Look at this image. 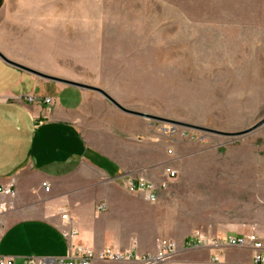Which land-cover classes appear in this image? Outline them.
<instances>
[{
  "label": "rangeland",
  "instance_id": "374dc122",
  "mask_svg": "<svg viewBox=\"0 0 264 264\" xmlns=\"http://www.w3.org/2000/svg\"><path fill=\"white\" fill-rule=\"evenodd\" d=\"M0 46L128 110L225 133L264 120V0H6ZM146 121L149 175L169 182L183 230L223 218L264 241V125L228 138Z\"/></svg>",
  "mask_w": 264,
  "mask_h": 264
},
{
  "label": "crops",
  "instance_id": "0c3cea01",
  "mask_svg": "<svg viewBox=\"0 0 264 264\" xmlns=\"http://www.w3.org/2000/svg\"><path fill=\"white\" fill-rule=\"evenodd\" d=\"M5 5L0 0V12ZM0 52L21 64L1 46ZM30 96L34 103L26 101ZM0 100V187L16 191L0 216V259L28 264L66 258L77 249L145 258L156 256L168 240L178 252L162 264H255L250 248H189L194 234L226 240L256 234V224L228 225L210 217L183 230L188 224L180 206L168 203L169 182L163 188L149 175L161 162H150L148 121L118 111L97 94L38 78L1 58ZM138 178L156 186V202L149 193L130 192ZM92 264L125 263L95 259Z\"/></svg>",
  "mask_w": 264,
  "mask_h": 264
},
{
  "label": "built area",
  "instance_id": "2783aa9c",
  "mask_svg": "<svg viewBox=\"0 0 264 264\" xmlns=\"http://www.w3.org/2000/svg\"><path fill=\"white\" fill-rule=\"evenodd\" d=\"M1 101V100H0ZM26 101L29 103H34L36 101L35 97H27ZM45 104H51V99H44ZM167 175L169 179L176 178V172L168 170ZM46 192H49L50 188L47 184H43ZM166 188V185H163ZM131 193H149L148 199L152 202L157 201L156 191L157 188L154 184L149 181L138 178L133 180L129 186ZM16 196V191L13 186L0 187V216L5 214L10 207L11 200ZM62 219L67 220L68 214L66 212L62 213ZM76 232L71 233V235H76ZM189 248H221L222 246H231L237 248H250L254 251V263L264 264V243L255 234L239 237H229L226 240L222 239H210L203 234H194L189 237L188 240ZM178 252V246L173 241L164 240L160 244V251L156 256H149L145 258L134 257L131 255H121L113 251L107 250L99 255L90 249H77L75 254L70 253L66 258H56V259H30L28 264H92L95 259L102 261H112V262H131L138 261L144 262L145 264H162L170 260ZM0 264H15L13 258H1Z\"/></svg>",
  "mask_w": 264,
  "mask_h": 264
},
{
  "label": "water",
  "instance_id": "95a60500",
  "mask_svg": "<svg viewBox=\"0 0 264 264\" xmlns=\"http://www.w3.org/2000/svg\"><path fill=\"white\" fill-rule=\"evenodd\" d=\"M0 58L4 62H6V63H8L14 67H17V68L21 69L22 71L28 72V73H30V74L38 77V78L48 80V81H52V82H56V83H60V84H64V85L75 87V88H79L81 90L98 93L101 96H103L106 100H108L119 111H121L125 114H128V115H131V116H135V117L145 119V120L168 123V124H172L175 126H179V127H183V128H190V129H194V130H197L200 132H205V133H209V134H213V135H217V136L228 137V138L245 137V136L251 134L252 132L258 130L260 127H262L264 125V120H263L260 123L256 124L254 127L250 128L246 131L239 132V133H225V132L215 131V130H211V129H206V128H202V127H197V126H193V125H189V124H184V123H180V122H176V121H172V120H167V119L155 117L152 115H148L145 113H140V112H136V111H132V110H128V109L124 108L116 100H114L110 95H108L105 91H103L99 88H95V87L88 86L85 84H81V83H77V82H73V81H69L66 79H62V78H58V77H54V76H50V75L41 73L39 71H36L34 69H31L29 67H26L24 65L18 64L16 62H13V61L7 59L1 52H0Z\"/></svg>",
  "mask_w": 264,
  "mask_h": 264
}]
</instances>
